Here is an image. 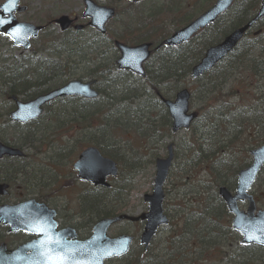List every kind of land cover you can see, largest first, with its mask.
Instances as JSON below:
<instances>
[{
    "label": "trees",
    "instance_id": "16d2710c",
    "mask_svg": "<svg viewBox=\"0 0 264 264\" xmlns=\"http://www.w3.org/2000/svg\"><path fill=\"white\" fill-rule=\"evenodd\" d=\"M213 1L166 0L162 11L170 17L174 28H178ZM259 1L234 0L224 14L188 42L152 51L144 78L117 70L113 40L129 45L140 42L155 44L170 32L164 33L161 23L153 24L148 17L143 20L141 9L137 11L132 3L121 11L116 10L112 20L119 22L118 27L107 26L104 36L94 32L89 45L60 40L59 50L45 60L20 57L0 68V96L9 101V107L3 112L4 123L17 135L12 142L7 141L4 135H0V140L24 150V157L30 159L45 157L41 152L47 149L58 150L60 152L51 155L55 159L53 165H63L74 157L76 150L94 145L104 156L118 163L122 158L127 168H133L134 163L129 162L125 154L132 155L138 150L132 160L135 161L138 155L141 157L143 148L132 145L130 153L120 154V147L109 138L126 134H133L129 139L136 138V135L143 138L155 133L162 142V137L170 133V119L157 95L171 98L184 87L183 82L189 78L192 65L204 50L243 24L257 9ZM125 11L128 19H135L138 26L120 19V13ZM263 23L264 18L217 66L193 82L191 96L194 94L199 105L194 108L196 116L185 131V137L174 150L165 188L164 209L170 223L156 234L146 252L141 248L131 250L130 255L134 258L131 263L264 264V247L240 244V237L232 231L229 214L217 194L219 185L230 190L234 188L237 171L247 164L240 154L264 140V25L260 31L254 30ZM43 24L49 25V22ZM73 35L81 33L73 32ZM100 42L104 46H100ZM109 49L113 53L106 57ZM77 55L83 58L80 69L88 72L85 77L76 78L95 81L97 98L53 101L45 106L44 113L34 122H9L10 96L28 100L65 83L73 78L74 61L69 62ZM191 103L194 107L190 98ZM151 110L155 114H151ZM31 162L27 165L19 158L3 159L0 162V181L10 186L27 181V186L33 183L41 189L45 163ZM260 178H257L256 185L264 184ZM258 189L253 187V191ZM123 190L119 184L111 187L113 192ZM119 195L115 194L109 201L102 199L106 195H100L99 217H109L124 210L123 199Z\"/></svg>",
    "mask_w": 264,
    "mask_h": 264
},
{
    "label": "water",
    "instance_id": "95a60500",
    "mask_svg": "<svg viewBox=\"0 0 264 264\" xmlns=\"http://www.w3.org/2000/svg\"><path fill=\"white\" fill-rule=\"evenodd\" d=\"M21 0H4L0 4V35L8 37L13 46H21L23 51L30 48V40L38 37L43 29L41 25H34L29 22L18 21L14 12L21 13L26 10V6L20 5ZM136 3L140 0H128ZM84 9L82 17L88 18L87 25L98 31L100 34L106 33V23L114 16L113 7L95 3L93 0H82ZM233 0H215L214 3L202 13L193 18L183 27L173 31L164 38L155 49L164 46H178L188 41L199 30L214 22V20L225 12ZM264 17V0L260 1L255 14L244 24L234 28L226 34L218 43L208 47L201 59L192 66L190 77L196 79L211 70L220 62L237 43L243 38L245 33L261 18ZM61 31L68 29L72 19L63 14L54 19ZM82 24H74L73 29L81 30ZM150 43L142 42L136 45H127L117 40L114 46L118 51L116 65L118 69L129 70L137 75L144 76L143 62L150 55ZM98 92L92 87V82H84L72 79L65 84L53 88L36 97L21 101L15 96L10 98L14 101V109L9 113L12 122L25 123L35 120L42 112V107L55 98L64 96H79L85 99L97 97ZM189 92L186 88L179 90L173 100H163L171 118V131L173 133L187 129L194 114L188 110ZM167 155L157 158L154 163V178L151 192L144 194L143 201L147 204V211L139 216L120 214L112 218H101L93 228L94 249H83V257L75 264H104L105 259L123 256L128 252L132 237L129 235H119L117 237H107V228L118 221L143 220L144 227L139 237V242L147 249L150 240L156 230L161 225H166L168 219L163 213L162 202L164 198L163 185L168 175V169L172 160V144L166 147ZM251 162L248 166L240 169L236 176L234 191L231 192L224 186H219L217 193L222 199L227 211L232 215L231 227L241 235V243L245 245L256 244L264 246V210H256L253 196L249 194L256 176L264 165V141L258 147L249 151ZM21 156L22 152L18 148L5 145L0 142V158L2 156ZM74 170L80 179L90 181L95 185L108 187L107 177H116L117 167L110 158L104 157L94 146L85 147L77 156L73 163ZM8 193V185L0 183V195ZM246 202L245 210L238 207V203ZM47 212L42 203L33 199L22 201L15 205L0 206V222L9 226V231L22 230L33 231L32 224L41 220V214ZM51 213V212H50ZM30 251V252H28ZM0 264H46L43 249L33 246L31 243L23 244L15 249L8 250L5 243L0 244Z\"/></svg>",
    "mask_w": 264,
    "mask_h": 264
},
{
    "label": "rangeland",
    "instance_id": "374dc122",
    "mask_svg": "<svg viewBox=\"0 0 264 264\" xmlns=\"http://www.w3.org/2000/svg\"><path fill=\"white\" fill-rule=\"evenodd\" d=\"M93 1L97 4L114 7L116 10L119 11H121L128 5V2L126 0H93ZM21 4L25 5L27 9L25 12H22L17 15V19L19 21L29 22L38 25L51 21L60 15L66 14L70 17H77L78 19L77 23L80 24L86 23V20L81 18V13L83 11L82 0H21ZM166 4H167L166 0H142L141 2L135 4V8L137 11H140L141 9V14H142L141 17L143 20L146 19L145 17H148L149 19H151L153 24L161 23V26L164 29V33H166L168 31L171 32L175 29L173 23H171L170 17L165 15L162 11V8H164ZM120 19L127 22L129 21V23L138 26V23L135 19H131V20L128 19L127 11H125L124 13H120ZM263 25L264 23L257 26L254 30L260 31ZM108 26L112 28L118 27L119 22L111 20L109 21ZM94 32L95 31L91 27H87L83 31V33H81V35L74 36L73 32L71 31L66 33H61L57 25H51L48 28H46L38 36V38L32 40L31 46L34 48V52L27 51L25 52V54L28 55V53H32L34 56L33 57L31 55V58H33L32 60H38V59L45 60L46 58L51 56L53 52L59 50L58 42L60 40H63L64 43L78 41L81 43V45H83L84 43L89 45L94 37ZM95 45H97V43H95ZM100 46H104L103 42H100ZM19 52H20V48L12 46L7 39L0 38V68L8 66L11 63L15 62L16 60H18L21 57L19 56ZM112 53L113 51L110 50V53L106 54L105 56L108 57L109 54L112 55ZM62 59H64V56ZM61 63L64 64L63 60H61ZM86 72H88L87 69H80V68L78 70L73 69L72 70L73 75L71 77H79V76L85 77ZM127 80L134 84V82H132L131 79L127 78ZM183 84H184L183 86L187 87L192 92L191 86L194 83L190 79H186L183 82ZM191 99L195 105L194 107H192L193 104L192 103L190 104V102L189 105H190V109L194 111L195 106L197 107L199 105V100L194 98V94L191 96ZM8 107H9V101L7 100V98L0 96V135L1 136L4 135L5 136L4 138L7 141L12 142L17 135L16 133L10 131L9 127L5 125L4 123L5 116L3 115L4 110ZM150 113L155 114L153 110H151ZM31 129H33V127H31ZM132 135L126 134L125 136H121V137L113 135L112 137L109 138V141L110 142L113 141V143H115L116 146L120 147V152H119L120 154L130 153L131 148L133 149L132 145L141 146V148H143L141 149L142 151V153L140 154L141 157H139L138 155L135 161L132 160L136 158L134 153L137 152L138 150L134 149L135 151H133L132 155L125 154V158L129 159V162L134 163L133 168L130 167L127 168V166L124 163H122L124 162V160L122 158L119 159L120 173L118 179L125 186L124 190L119 195L120 199H123L122 206L123 208L125 207V210L127 208V211H125L127 213L138 214L146 210V204L142 200V195L144 193L151 191L153 185L154 159L164 154V147L168 142L173 143L174 150L176 151L177 145L185 137V131H180L176 134L165 135L162 137V142L161 139H158L155 133L148 137L143 136V138H141L140 136L136 135L137 136L136 138L132 137V139H129L128 137H131ZM126 138H128V140H125ZM138 139H140L141 141L138 142ZM123 141L126 142L123 143ZM178 151H180V149ZM240 157L242 158V160L246 161L247 163L250 162V156L248 155V151H246L245 153H241ZM244 157H246V159ZM148 160L150 161V163ZM177 160L179 161V158ZM141 161L142 164L140 165ZM138 164L139 166H137ZM259 177H261L260 181L264 183V172L261 173ZM66 181H70V179H67ZM256 187H259L258 191L254 190L252 192L254 194L255 199L257 200L256 201L257 207L259 209H264V184L260 186L258 184L257 185L255 184L254 188ZM68 204L69 207H74L73 201L71 202L69 200ZM241 208H244L243 204L241 205ZM111 229L112 231L110 230L109 232L110 234H117L120 232V230L125 229L126 231L134 235L135 238H137L141 232L142 225L140 223L133 225V224H127L125 222H121L112 226ZM135 246H136V242H135ZM132 259H133L132 256H127L123 259L113 260L110 262V264H127V262Z\"/></svg>",
    "mask_w": 264,
    "mask_h": 264
},
{
    "label": "flooded vegetation",
    "instance_id": "af4514ba",
    "mask_svg": "<svg viewBox=\"0 0 264 264\" xmlns=\"http://www.w3.org/2000/svg\"><path fill=\"white\" fill-rule=\"evenodd\" d=\"M2 2L3 0H0V4ZM18 14L20 13H14L16 18ZM71 18L73 19L71 26L62 33L70 31L76 32L78 34L82 33L85 27L81 30H74L73 24L77 23L78 19L77 17ZM85 20L87 22V19ZM51 25L52 24H50L49 26ZM0 38H5L8 40V38L1 35ZM31 52H34V50H31ZM31 55L33 56L32 53H28V55H26L25 52H19V56L21 57L28 56L31 58ZM72 61L74 62L72 63ZM115 62L116 59H114V64ZM69 63H72L73 69H79L83 66V58L80 55H77L74 59H71ZM123 71L133 74L132 72L127 70ZM133 76L136 77L137 75L133 74ZM84 81L89 80L86 78L84 79ZM95 84V81H92V87L96 89ZM58 86L52 88H56ZM72 98L85 100L84 98L78 96H64L55 98L54 100L49 101L46 104L57 100H71ZM157 98H159L161 101L160 95H157ZM80 151L81 150H76L74 152V157L71 159H67L63 165H53V160L55 159L52 158L51 155L60 152L54 149H47L42 151L41 153L45 154V157H39L35 159H30L24 156L17 157L23 162H26L27 165H29V161H32L31 163H34V161L44 162L46 169L44 173L45 179L42 183L41 189L35 187L33 183L27 186V181L25 182V184L24 182H22V185H25L24 187H22V185L20 184L21 181L14 186H10L7 183L10 189V193L6 196L0 195V206L4 204L15 205L22 201L33 199L36 202L45 205L47 212L40 215L42 217L40 222L45 223L48 227L46 234L42 237H38L34 234L33 231H9L8 226L0 222V244L4 242L7 249L10 250L15 249L23 244L31 243L33 246L38 247L39 249H43L46 264H50V256H67V264H75L77 262H80L79 260L83 257V253H81L80 251L83 252V249L88 250V248H91V250L93 251L94 243L93 239L91 238L93 235V228L100 219L97 213L100 195H106L107 197L102 199L109 201L110 199H114L115 194H120L122 191H111V187L120 183L118 181H112L111 187H104L95 185L90 181L80 179L77 175V172L73 168V163L75 162ZM3 159H5V157L1 158L0 162ZM67 179H70V181H66ZM69 200L71 202H74V207H69ZM145 211H142L135 215H140ZM121 222L133 225L140 223L142 227L144 225L142 221L130 222L125 220ZM118 223L112 224L107 229V234L109 236H115L120 233H129L128 231L123 229L120 230V232L117 234H110L109 232L110 230L112 231V226ZM49 237L52 241H58V243H48L47 240ZM38 239H43L46 242L44 244H38Z\"/></svg>",
    "mask_w": 264,
    "mask_h": 264
},
{
    "label": "snow or ice",
    "instance_id": "6c2138e0",
    "mask_svg": "<svg viewBox=\"0 0 264 264\" xmlns=\"http://www.w3.org/2000/svg\"><path fill=\"white\" fill-rule=\"evenodd\" d=\"M0 23H3L0 21ZM47 227L45 223L40 221H36L32 224L33 232L38 237H42L47 232ZM46 241L43 239H38V244H44ZM48 243H58V241H52L49 237L47 240ZM50 264H67L68 257L67 256H56V257H49Z\"/></svg>",
    "mask_w": 264,
    "mask_h": 264
}]
</instances>
